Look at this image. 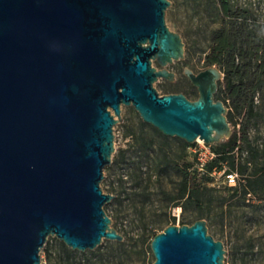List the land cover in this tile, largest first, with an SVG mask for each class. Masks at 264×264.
Wrapping results in <instances>:
<instances>
[{
	"label": "water",
	"instance_id": "obj_1",
	"mask_svg": "<svg viewBox=\"0 0 264 264\" xmlns=\"http://www.w3.org/2000/svg\"><path fill=\"white\" fill-rule=\"evenodd\" d=\"M168 0H0V264H42L49 236L73 251L122 242L101 188L121 106L166 137L207 145L233 130L214 96L216 66L183 69L197 90L159 95L184 59L165 22ZM153 62L157 67L153 66ZM117 118L115 120L114 118ZM150 264H224L206 222L169 225Z\"/></svg>",
	"mask_w": 264,
	"mask_h": 264
},
{
	"label": "rangeland",
	"instance_id": "obj_2",
	"mask_svg": "<svg viewBox=\"0 0 264 264\" xmlns=\"http://www.w3.org/2000/svg\"><path fill=\"white\" fill-rule=\"evenodd\" d=\"M168 1L165 22L171 31L180 35L185 48L184 59L167 66L175 74L172 82L158 79L153 87L159 95L182 93L189 100H195L197 90L184 76L183 69L197 73L209 67L204 63V56L209 51L210 33L221 25L222 15L217 0ZM227 1L231 8L247 11V23H255L264 39V0ZM153 66L159 68L155 62ZM254 100L255 116L247 118L245 111L235 115L239 124L236 129L241 131L245 125L249 139L260 152L258 166H264V87ZM113 135L115 151L111 164L103 169L100 185L105 194L114 196L104 205V210L123 241L103 240L93 250L75 251L77 254L71 261L76 264H149L153 259L150 250L153 234L169 225H191L201 219L206 222L207 234L222 242L224 264H264V185L257 186L254 198L247 201L242 191L236 194L231 189L237 185L236 177L215 173L204 182L208 190L200 196L199 203L172 201L179 192L182 171L188 164H196L193 152L196 143L185 144L175 137L164 139L147 124L142 127L132 106H121V121L114 124ZM150 140L153 144L147 146ZM241 147L242 158H245L246 148ZM259 173L256 176L259 177ZM173 208L180 209L178 216L172 215ZM58 242L55 237H48L45 245L52 252L53 262L47 261L41 250L42 264H58L62 256ZM119 243L122 246L119 247Z\"/></svg>",
	"mask_w": 264,
	"mask_h": 264
},
{
	"label": "trees",
	"instance_id": "obj_3",
	"mask_svg": "<svg viewBox=\"0 0 264 264\" xmlns=\"http://www.w3.org/2000/svg\"><path fill=\"white\" fill-rule=\"evenodd\" d=\"M217 3L222 23L210 33L209 51L204 56V63L206 66H216L223 74L214 98L222 101L227 108L226 117L228 123L233 126V132L227 140L209 145L214 157L205 164L203 172L198 171L192 164L185 167L179 192L171 198L172 201L199 203L200 196L208 190L204 182L210 179L212 172L236 175L237 185L231 189L236 194L242 191L247 201L254 198L253 192L257 186L264 185V166H258L257 163L260 152L249 139L245 125L241 131L236 129L239 124L235 119V115L241 111H245L247 118L256 114L254 98L264 87V39L260 37L255 23H247L246 10L231 8L227 0H217ZM140 125L146 126L141 119ZM147 126L158 136L167 139L157 129L148 124ZM152 144L150 140L147 146ZM241 145L246 148L245 158H242ZM248 169H251V172L248 173ZM258 173L259 177L256 176ZM155 235L153 234L151 238ZM118 246H122V243ZM58 249L62 255L58 264H76L71 261L77 254L75 251L62 242H58ZM42 252L47 261L52 263V252L46 245ZM152 262L153 259L150 263Z\"/></svg>",
	"mask_w": 264,
	"mask_h": 264
},
{
	"label": "built area",
	"instance_id": "obj_4",
	"mask_svg": "<svg viewBox=\"0 0 264 264\" xmlns=\"http://www.w3.org/2000/svg\"><path fill=\"white\" fill-rule=\"evenodd\" d=\"M196 145H199V148L197 146H194V154L196 155V164L195 167L198 171L203 172L205 164L210 161L214 157V153L211 151L209 145L203 143V142H194ZM215 174V172H212L211 175ZM232 178L236 177V175L231 176ZM180 213V209L173 208L172 215L178 216Z\"/></svg>",
	"mask_w": 264,
	"mask_h": 264
},
{
	"label": "bare ground",
	"instance_id": "obj_5",
	"mask_svg": "<svg viewBox=\"0 0 264 264\" xmlns=\"http://www.w3.org/2000/svg\"><path fill=\"white\" fill-rule=\"evenodd\" d=\"M196 141H198V142H203L202 140H200V139H197Z\"/></svg>",
	"mask_w": 264,
	"mask_h": 264
}]
</instances>
